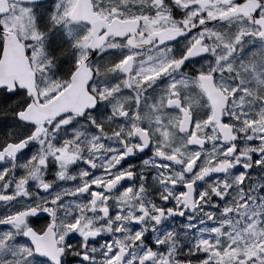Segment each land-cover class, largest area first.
Returning a JSON list of instances; mask_svg holds the SVG:
<instances>
[{
	"label": "flooded vegetation",
	"instance_id": "flooded-vegetation-1",
	"mask_svg": "<svg viewBox=\"0 0 264 264\" xmlns=\"http://www.w3.org/2000/svg\"><path fill=\"white\" fill-rule=\"evenodd\" d=\"M61 1L34 5L46 11L35 19L44 32L34 43L37 67L30 61L36 99L27 107L28 94L0 102V218L20 222L36 212L54 218L47 226L41 220L0 229V240L10 237L16 251L7 262L20 264V251L44 262L35 255L40 246L58 264H104L109 249L112 264H194L186 228L197 224L201 204L222 203L233 183L212 187L238 178L248 203L261 192L257 154L245 144L242 123L264 117V0H127L136 12L126 18L115 14V0H67L68 15L59 13L52 31L45 17ZM78 2L83 18L91 4L100 20H128L113 33L143 49L112 35L94 50L92 27L69 18ZM14 12L19 22L4 25ZM110 28L103 22L97 39ZM1 30L20 40V4L12 3ZM72 31L84 36L76 46ZM160 33L163 46L155 49ZM30 52L0 50V88H18ZM59 53L70 56L65 75L53 62ZM81 57L86 63H77ZM55 66L57 72H46ZM94 105L100 109L91 111ZM63 113L72 128L54 123Z\"/></svg>",
	"mask_w": 264,
	"mask_h": 264
},
{
	"label": "rangeland",
	"instance_id": "rangeland-1",
	"mask_svg": "<svg viewBox=\"0 0 264 264\" xmlns=\"http://www.w3.org/2000/svg\"><path fill=\"white\" fill-rule=\"evenodd\" d=\"M66 1H61L58 6L53 7V11L46 14L45 20L47 21L49 29L54 30L57 28V19L59 13L62 18L68 15L69 9L65 8ZM114 3V2H112ZM37 9L23 7L20 8V37L25 39L37 37L43 38L44 32H39L36 27L42 25L37 24L35 19L37 17ZM113 10L117 15H128L127 0H117L113 4ZM161 9H158L155 16H161ZM153 21L157 26L161 24L160 17ZM16 12L7 20L4 25H14V18ZM162 18V17H161ZM16 21L19 22L18 18ZM150 24V22H149ZM42 28V27H40ZM72 45L76 46L79 42L83 41L84 36L72 31ZM42 39H40L41 41ZM52 36L50 39L43 41L45 44H51ZM1 46V45H0ZM2 49V47H1ZM0 49V50H1ZM120 53L123 54V48H120ZM157 54H163L162 51ZM166 54V52H165ZM45 66L50 63V54H44ZM69 55L64 53L56 54L53 62L58 61L62 75H65L69 68ZM58 67H46V72H57ZM57 88L60 84L54 85ZM48 90V88L46 89ZM242 127L249 130L248 138L245 144L249 145V151L257 154V160L262 161L259 165L256 163L260 170L256 187H261V193L255 195L248 203L244 199L243 190L239 185L238 178L221 180V186L216 184L212 187L215 190H220L221 187L226 186L230 181L233 183V188L228 193L226 199L222 203H208L201 204L197 211L200 219L197 220L196 225H191L186 228L184 241L191 243L195 249V262L194 264H264V117L255 120H243ZM259 153V155H258ZM215 156L216 154L208 153L202 156ZM204 160V157H202ZM202 167V166H201ZM203 194L207 195L204 189ZM237 207V209H235ZM235 209V210H234ZM0 251H3L1 249ZM16 252V251H14ZM113 251L109 249L108 255L105 256L104 264H112ZM5 255L4 263L1 264H15L17 261L14 259L13 263H9L8 257ZM24 257H30L27 264H43V262L32 260L29 251H20V264H25ZM189 264V262H185Z\"/></svg>",
	"mask_w": 264,
	"mask_h": 264
},
{
	"label": "snow or ice",
	"instance_id": "snow-or-ice-1",
	"mask_svg": "<svg viewBox=\"0 0 264 264\" xmlns=\"http://www.w3.org/2000/svg\"><path fill=\"white\" fill-rule=\"evenodd\" d=\"M203 58V57H201ZM189 59V57H184L182 58L181 61L177 62V65L179 66L183 60H187ZM77 63H86V61L83 59V57H81ZM89 87H91V85H89ZM27 92V89H23V88H13L11 90L5 89V88H0V102H7L11 99H13L14 97H17L19 95H25ZM54 95V94H53ZM48 97H45V99H47ZM31 102V97L28 98V100L25 101V106L27 107L28 104ZM100 109V105H94L91 109V111H98ZM23 111V109H21V112ZM69 114L68 113H63L60 116H58L56 118V121L54 123H59V121L61 120H65L66 124L60 125V127H67V128H72L73 124H74V120L68 119ZM82 118V117H81ZM19 122V119L18 121ZM25 127L29 128V129H34L35 125H33L30 122H26L25 123ZM25 150H29V149H25ZM259 155V153H258ZM41 164H44V160L40 161ZM256 163L259 165L260 163H262V161L257 160ZM45 189L49 188L50 185H44ZM53 217L49 216L47 213H40V212H36L31 216L25 217L24 219H22L20 222H15L12 218L8 219V222H4V218H0V229H4V230H10L11 228H15L17 230H20L21 228V224L23 223H29L31 224H35L40 222L41 220L45 221V224L47 226V224L52 223L53 221ZM28 233H25V236H27ZM89 235H92V233H89ZM9 239L10 237H5L3 240H0V247H2L3 251H0V261L3 260V257L5 255H8L9 253H11L13 256L16 255V253L14 251H12L11 248H9L8 244H9ZM13 243H15V241H13ZM25 243H27V241H25ZM61 252H63L64 250L61 249ZM30 257H24L25 260V264H27V260ZM53 262H56V264H58L57 261V256L53 255L51 257V260H45L43 262V264H53ZM85 264H87V261L85 262Z\"/></svg>",
	"mask_w": 264,
	"mask_h": 264
},
{
	"label": "water",
	"instance_id": "water-1",
	"mask_svg": "<svg viewBox=\"0 0 264 264\" xmlns=\"http://www.w3.org/2000/svg\"><path fill=\"white\" fill-rule=\"evenodd\" d=\"M5 0H2L0 1V15L2 13H7V10L4 8V5L5 4ZM20 3H27L26 0H20ZM99 33V28L98 29H95L93 31V38H94V45L96 43V41L98 40V45L96 46V49L101 45V43L104 41L102 39H97V34ZM111 28H110V35H111ZM1 35L3 36L4 38V50H3V54H25L22 46L18 43V41L16 40V38L14 37V35H12L11 33H8V32H2ZM156 37H158L159 41H161V35H156ZM130 44H132V47H137L138 45V48L140 47L139 46V43L136 42V40H130ZM162 46V42H160V44L157 46L160 47ZM146 46L144 45V48ZM136 48V49H138ZM156 48V49H157ZM20 77L22 78H26L27 77V71L26 70H23L22 73H20ZM225 128V127H223ZM228 129L226 128L222 133V136L226 137L228 135ZM35 252L43 257V258H48L49 257V253L50 251L48 249H44V248H37L35 250Z\"/></svg>",
	"mask_w": 264,
	"mask_h": 264
}]
</instances>
